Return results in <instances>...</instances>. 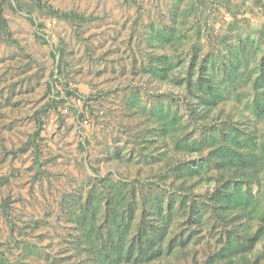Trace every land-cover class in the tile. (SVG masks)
I'll return each mask as SVG.
<instances>
[{
  "label": "rangeland",
  "instance_id": "obj_1",
  "mask_svg": "<svg viewBox=\"0 0 264 264\" xmlns=\"http://www.w3.org/2000/svg\"><path fill=\"white\" fill-rule=\"evenodd\" d=\"M144 228L113 264H264V0H0V264Z\"/></svg>",
  "mask_w": 264,
  "mask_h": 264
},
{
  "label": "trees",
  "instance_id": "obj_2",
  "mask_svg": "<svg viewBox=\"0 0 264 264\" xmlns=\"http://www.w3.org/2000/svg\"><path fill=\"white\" fill-rule=\"evenodd\" d=\"M37 134V133H36ZM30 143H32L35 148H37V144L35 141V134H33L29 140ZM35 153H37V149L35 150ZM148 229V228H147ZM146 228H144V230L139 234V245L140 247L134 249H130V251L128 250L127 244H126V238L123 237L122 234L126 233L125 229H121L120 230V234L118 237V239L115 238V236L111 233L109 234V237H111L112 242L108 243L107 246H109V252L106 255V264H113L114 260H119V259H124V257H128L127 259H130L132 257V255L136 252V254L138 255V257L140 255H144L143 258H138V260H144L146 261V259H152L153 257H155L159 252H161L160 250V245L156 244V236H151V237H147L146 233H144V231H147ZM165 229V226H164ZM161 230V229H160ZM159 230V231H160ZM162 233V230L160 231ZM159 233V232H157ZM117 235V234H116ZM159 235V234H157ZM114 240H117V243L114 242ZM115 243V245H113V248L111 246V243ZM108 249V247H107ZM141 252V254H140ZM131 260V259H130ZM143 262V261H141Z\"/></svg>",
  "mask_w": 264,
  "mask_h": 264
}]
</instances>
